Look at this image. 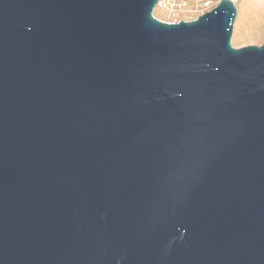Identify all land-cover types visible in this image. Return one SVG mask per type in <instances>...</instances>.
<instances>
[{
	"label": "water",
	"instance_id": "water-1",
	"mask_svg": "<svg viewBox=\"0 0 264 264\" xmlns=\"http://www.w3.org/2000/svg\"><path fill=\"white\" fill-rule=\"evenodd\" d=\"M158 2L0 0V264H264V43Z\"/></svg>",
	"mask_w": 264,
	"mask_h": 264
},
{
	"label": "rangeland",
	"instance_id": "rangeland-1",
	"mask_svg": "<svg viewBox=\"0 0 264 264\" xmlns=\"http://www.w3.org/2000/svg\"><path fill=\"white\" fill-rule=\"evenodd\" d=\"M187 5L183 9L156 7L153 15L161 21L173 22L179 20H193L202 15L197 10L196 0H176ZM219 3L220 0H213ZM237 9V19L232 37V45L241 48L248 45L261 46L264 43V0H234Z\"/></svg>",
	"mask_w": 264,
	"mask_h": 264
},
{
	"label": "built area",
	"instance_id": "built-area-1",
	"mask_svg": "<svg viewBox=\"0 0 264 264\" xmlns=\"http://www.w3.org/2000/svg\"><path fill=\"white\" fill-rule=\"evenodd\" d=\"M197 1V10L201 13H205L213 9L218 3H215L213 0H196ZM187 5L186 2L181 3L176 0H159L157 7L164 8L166 10L170 9H183ZM180 21V20H179ZM173 22H178L175 19Z\"/></svg>",
	"mask_w": 264,
	"mask_h": 264
}]
</instances>
